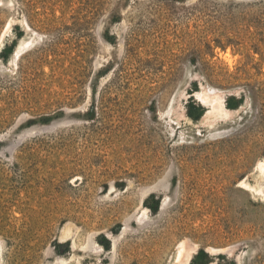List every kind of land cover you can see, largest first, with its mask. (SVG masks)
<instances>
[{
	"label": "rangeland",
	"instance_id": "374dc122",
	"mask_svg": "<svg viewBox=\"0 0 264 264\" xmlns=\"http://www.w3.org/2000/svg\"><path fill=\"white\" fill-rule=\"evenodd\" d=\"M262 159L264 0H0V264H264Z\"/></svg>",
	"mask_w": 264,
	"mask_h": 264
},
{
	"label": "bare ground",
	"instance_id": "6f19581e",
	"mask_svg": "<svg viewBox=\"0 0 264 264\" xmlns=\"http://www.w3.org/2000/svg\"><path fill=\"white\" fill-rule=\"evenodd\" d=\"M31 37H29V39L28 40H24V42H22L19 46H17V48L13 51V60H12V62H14L15 60H14V58H16V57H18V56H21L22 54H23V52L25 51V48L26 47H28V46H30V44H31V39H30ZM21 40H23V39H21ZM206 100V99H205ZM219 108V110H223V107L222 106H219V107H215V109L213 108V109H211L210 111L212 112V111H218V110H216V109H218ZM261 161V160H260ZM259 170H260V172H261V174L263 175V183H264V159H262V161L260 162V164H259ZM258 176V175H257ZM261 175H259V177H260ZM261 178V177H260ZM257 179V178H256ZM255 179V180H256ZM260 181V180H259ZM256 182V181H255ZM261 183V182H260ZM257 184V183H256ZM253 185H255V184H253ZM258 185V184H257ZM264 185V184H263ZM263 185H260V189H259V191H262V189H263ZM256 187V186H255ZM246 190H248V189H246ZM258 190V189H257ZM256 194V193H255ZM259 196V195H258ZM263 196V195H262ZM256 198V197H255ZM260 198H261V196H260ZM257 199V198H256ZM68 234V233H67ZM179 249H180V247H179ZM181 250L179 251V253H178V258H181ZM181 261H183V259L181 260ZM181 264V263H180Z\"/></svg>",
	"mask_w": 264,
	"mask_h": 264
}]
</instances>
